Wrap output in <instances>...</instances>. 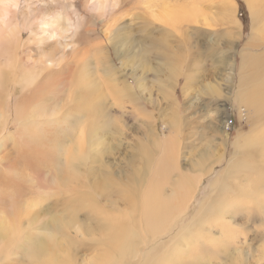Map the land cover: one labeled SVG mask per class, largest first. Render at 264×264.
<instances>
[{
  "label": "rangeland",
  "instance_id": "1",
  "mask_svg": "<svg viewBox=\"0 0 264 264\" xmlns=\"http://www.w3.org/2000/svg\"><path fill=\"white\" fill-rule=\"evenodd\" d=\"M230 2L231 4L229 0H144L139 3L137 0H126L123 9L125 12H118L114 16L116 21H119L117 36L113 40H106L103 30L106 29L107 23L93 18L84 7V0H76L78 12L84 13L88 20L94 21L95 34L105 41L110 62L116 69L113 76H110L111 79H106L98 71L95 61H88L85 66L88 75L93 81H100L99 84L102 87L101 89L100 85L95 87L98 91V94L96 93L98 112L92 118L95 126L88 131V122L83 119L78 129L73 131L70 134L71 137H67L64 142L65 137L61 134L62 129L67 127L65 123L67 120L64 118L70 116V108H66L64 102L62 103L64 109L60 108L61 113L57 116V123H45V118L41 117L28 127V133L23 134L20 132L19 119L13 112L14 106L12 103L7 104L9 112L0 118V127L7 122L6 131L8 132L5 136L10 135L11 139L4 143L5 146L0 147V209L7 210L11 218L20 216V220L17 222L18 227L8 229L7 233L5 232L6 235L0 236V264H45L43 259L45 256L41 258L42 260L34 259L32 256L36 245L45 242V238L49 237L52 231L55 234L53 240L57 245L59 244L58 247L51 246L52 252L54 251L57 256L60 255L61 243L67 237L71 241L72 256L67 255L66 258H70L74 264H95L93 263L97 253L95 238L101 237L102 234L94 230L90 231L97 234H89L81 230L78 224H91L96 228V219L99 216H112L125 222L129 221V215L121 212L123 208L128 207V202L122 199L123 197H119V194L106 195L99 189L108 188L111 181L117 182V179L122 187L129 185L132 192L139 191L141 184L139 173L144 170L146 163L141 149L144 147L145 151L144 143L149 142L151 129L160 141L157 155L155 154V159L153 158L156 169L159 157L161 155L163 157L167 149L165 146L167 144L170 147L175 146L174 154L167 156V160H163L164 164L159 168L162 173H155V170L154 174L149 172V176L146 177L150 178L151 184L149 182L144 186L153 189L152 186L160 194L170 195L178 181H184L187 177L193 178L198 168L199 154L208 144L214 145L216 150L223 153V162L217 163L211 173L203 176L199 182L200 187L197 186L195 189L185 219L182 218L178 224L186 226V223L191 222L203 200L210 195L211 184H215L221 176L227 160L233 154V142L240 137V134L251 131L252 124L260 117L250 116L251 112H247L246 108L241 113L236 95L241 90L242 65L248 62L247 54L257 59L258 53L264 52V44L248 48L253 21L250 10L246 0H230ZM263 2L262 7H264ZM155 3L157 4L153 8L152 4ZM161 6L163 9L187 6L190 9H198L200 15L197 21L180 22L175 28L163 24L170 28L168 31L149 23V21H155L158 22L157 24H162L151 13L153 10L160 12ZM235 6L238 8L237 16L243 24L241 30L232 18L226 17V12H229L231 8L234 9ZM150 7L153 9L151 10ZM241 7H244L246 11L247 23L240 18ZM191 23H194V26ZM91 36L90 33L82 34L79 42L75 44L84 47L91 43L93 38ZM29 37L30 32L26 31L21 37L22 43L20 42L18 48L19 57L22 62L25 60L23 64L27 67L31 66V58L34 60L40 56L38 46ZM163 39L167 41L164 47L161 45ZM71 66L73 70L70 73L77 68V64L73 62ZM261 66L264 71V60ZM86 70H78L79 73H75L80 74ZM58 71L54 73L56 81L62 80L65 75L68 76V81L71 79L70 73L68 75L66 71L65 73ZM15 76L18 78L20 72L17 71ZM115 76H119V81L115 80ZM46 78H48V71L45 72ZM52 83L53 80L48 83L49 88ZM14 84L12 81L8 83L7 91H13L15 86V96L20 97L21 87ZM43 89L40 97L44 100L45 108V99L49 95L45 92L44 82ZM3 92L6 93L5 90ZM116 92L121 94L117 95ZM9 97L11 96L5 97L6 103L10 101ZM128 98L131 101H128ZM100 104H102V110ZM120 108L127 113L120 115L117 112ZM29 110L28 106L27 111ZM173 113L181 118L177 129H170ZM61 121L64 122L61 123ZM93 132L92 142L88 143V135ZM224 137L227 138V142L226 140L223 142ZM72 138H74V144L67 147V142H70ZM59 142L66 143L63 151H60ZM74 151L80 158L76 157ZM83 155H87V159H83ZM74 164L78 166L80 164L79 168L82 169L78 168L79 173H75L77 171L75 167L74 170L70 169L75 166ZM57 166H61V170ZM69 175H71L70 179ZM40 195H45L42 204L31 214L25 215L18 212V206L24 199ZM248 204L233 210V214L236 215L231 214L234 217L224 232V238H221L222 242L203 241L200 244L204 246L197 248L194 254L195 260H191L190 263L264 264V203L262 209L259 204L255 205L253 202ZM60 215L65 220L74 218L68 223L69 229L65 233L56 230L52 224V218ZM28 220L30 224L26 227L23 224ZM179 225L175 227V230L180 228ZM221 231L218 233L220 236H222ZM169 237L164 235L150 244L137 264H146L149 249L163 245ZM150 258L149 256L148 259ZM186 262L187 260H183L181 264ZM56 263L60 262L56 260ZM64 264L67 262L65 261Z\"/></svg>",
  "mask_w": 264,
  "mask_h": 264
},
{
  "label": "bare ground",
  "instance_id": "2",
  "mask_svg": "<svg viewBox=\"0 0 264 264\" xmlns=\"http://www.w3.org/2000/svg\"><path fill=\"white\" fill-rule=\"evenodd\" d=\"M137 1L139 3L142 1L144 2V0ZM125 2L126 0H84V7L91 16L97 18V20L101 19L105 24L107 23L106 29L103 30L106 35V40H113L117 36V25L119 21H116L114 16L118 12H125L123 10ZM262 2L263 0H246L253 19L252 33L249 39L248 48L251 46L258 47L259 45L264 44V7L261 5ZM229 3L231 4L230 0ZM156 4L157 3L152 4L154 5L153 8ZM151 8L152 7H150V9ZM233 8L234 9L231 8L229 12H226V17L232 18V21L235 24L241 25L239 19L236 17L238 8L236 6ZM151 13L152 16L162 24H157L158 22L156 23L155 21H149V23L155 27L168 31L170 28L164 25L175 28L180 22H187L188 20L197 21V17L200 15L198 9H190L187 8V6L165 7L164 9L161 6L160 12H155L153 10ZM83 14L84 13L78 12L76 0H0V118L8 114L9 107L7 104L12 103L14 106L13 112L19 119L20 132L22 134L24 132L28 133V127L36 123V119L38 118H45V123H55L58 114L61 113L59 112L60 108L64 109V105L66 108H70V116L67 113L69 117L67 118L65 115L66 118H64L67 120V122L65 121L67 127L65 128L64 126L63 128L65 129H62L63 132H61L62 136L65 137L63 142L67 137H71L70 134L73 133V131H76L84 120L88 122V131L94 128L95 124L92 122V118L98 112V99L96 97L98 91H96L97 88L95 87H99L100 81H93L92 77L88 75L85 66L88 61H95L98 71H100L106 79H111L110 76H113L116 68L110 62L109 52L105 41L95 34L96 26L94 21L92 20V22L88 20L89 18ZM26 31L30 32L29 38L35 41L40 53L39 58L34 60L31 58L32 63L30 67L23 64L25 63V60L22 62L18 54V48L22 39L21 37ZM89 33L92 35L91 37H93L91 43L84 45V47L75 44L79 42V38L82 34ZM161 41H163L161 43L162 47L167 45L165 39ZM68 51L70 53H68ZM78 54L80 57L77 58L76 56ZM26 56L28 57L30 55ZM94 57L95 60H93ZM258 58L256 59L255 56L249 53L247 54L248 62H245L242 65L243 73L240 84L241 90L236 95V99L239 108L241 109L239 110L241 113H243L246 108L247 112H251L249 113L250 116L255 118L257 116L260 117L257 122L252 124L251 128L253 129L251 131L246 134H240V137H237L233 142V154L230 156L229 160H227L221 176L215 184H211L210 195L203 200L199 211L192 217V220H190L191 222L189 224L185 222L186 226L178 224L182 218L185 219V216L190 209V202L194 196L195 189L197 186L198 188L200 187L199 182H201L203 176L211 173L217 163L223 162V153L216 150L214 145L208 144L206 149L202 150L199 154V160L197 161L198 168L195 174H193V178L190 179L187 177L184 181H178L177 184L173 186L171 190L172 192H170L171 194L166 196V194H160L154 189V187L151 186L153 189H148V187L144 185L150 182V178H146L149 176V172L152 174L156 170L155 173H162L159 168L164 164L163 160H167V156L174 154L175 146L173 145L170 147L168 144L165 146L167 149L164 151L163 157H161L162 155L159 157V162L157 161L158 167L156 169L154 156L157 155L156 151L158 150L160 141L157 134L151 129L149 142L144 143V145H146L145 151L144 147L141 149L142 152H144L142 154L146 163L144 170L139 173V182H141L139 191L137 193L132 192L129 185L128 187H122L117 179V182L109 180L111 181V184L108 188L99 189L102 193L105 192L106 195L119 194V197H123L122 199L128 202V207H125L126 209L123 208L121 212H126L129 215V221L125 222L124 220L112 216H99L96 219V228L91 224H78L80 225L79 228L81 230H84L89 234L92 233L90 230L102 234H100L101 237L95 238V246L97 247V250L95 251L97 253H95L96 257L94 258L93 263L137 264L142 258L144 250L149 248L150 244L157 241L158 238L168 235L170 237L166 243L149 249L150 251H148L145 261L146 264H181L183 260H187L186 264H189L192 262L191 260H195L194 254L197 248L199 246H204V244L200 243L203 241H207V243H215V240L216 242H222L221 238H224V232H226L227 226L231 224L230 222L232 218L236 215L233 214V210L248 206V203L251 202L255 203V205H261L260 209H262L264 203V115H262V113H264V71L262 70L263 65L261 66V62L264 60V52H259ZM73 62L77 64V68L70 73L73 70V67L71 66ZM83 69L86 71L80 74L75 73L78 72V70ZM57 70L64 71V73L66 71V73L68 72V75L70 73L71 79L68 81V76L65 75L62 77V80L56 81L54 73ZM17 71L20 72L18 78L15 76ZM47 71L48 78L45 79V72ZM52 80L53 83L50 85V89L48 83ZM115 80L119 81V76L116 77ZM11 81L15 83L14 85H19L21 87L20 97L15 96V86L13 91H7L8 83ZM43 82L45 83V92H48L47 95H49L46 96L47 99L44 98L45 108L44 100L40 97L42 95H40V93H43L44 91ZM120 82H122V80ZM99 88H102L101 85ZM3 90H5L6 93H4ZM101 93L103 92L101 91ZM7 95L11 96L9 98L12 99H10L8 103L4 101ZM117 98L119 99V97ZM129 100L130 99L128 98V101ZM136 101H138V98ZM63 102L64 105L62 104ZM28 106L30 108L29 111H27ZM100 108L101 110L103 109L102 104H100ZM121 108V111H117L120 115H124V112L127 113ZM104 111H106L105 108ZM171 117L170 129H177L180 125L181 118L175 113H173ZM62 122L64 121H61V123ZM6 124L7 122L0 127V129H2L0 130V147L5 146L4 143H6L8 139H11L10 135L5 136V133L8 132L6 131ZM93 135L94 132L89 133L87 140L88 143L92 142ZM225 140L227 142L226 137L223 138V142ZM73 142L74 138L70 139V142L65 144L67 147H70L74 144ZM65 144L62 142L60 143V151L65 149ZM75 155L76 157H79L76 152ZM86 157L88 156L83 155V159ZM94 157L96 158L95 155ZM77 164H74L75 166L71 165L72 168H70L73 170L74 167L77 168V171H74L75 173H79L82 169L79 168L80 164L79 166ZM67 167L68 166L66 165V168ZM78 168L80 169L79 172ZM162 169L164 170L165 168ZM109 174H111V172ZM70 177L71 175H69V179ZM43 196L45 195L24 199L18 206V212L25 215L31 214L35 208L42 204ZM1 205L3 204L1 203ZM4 210L0 211V236L6 235L8 229L11 230L13 227H18L17 222L20 220V216L17 215V217L11 218L10 215L7 214V210ZM73 219L74 218H67L65 220L61 215L57 217L54 216L52 218V224H54L56 230L58 229L59 232L65 233L69 229L68 223ZM233 222L235 221L233 220ZM28 224H30V220L23 225L27 227L29 226ZM177 225H179L180 228L175 230ZM220 230H222L220 233L222 236L218 234ZM52 232H50L51 235L49 237L45 238V242L36 245L32 258L40 260L45 256V258H43L45 264H64L65 261L67 264H74L70 258H66L67 255L72 256L71 241L67 237H65L59 247L60 255L57 256L54 251L52 252L51 246L58 247L59 245L53 240L55 234ZM83 234L85 233L83 232ZM95 234L97 233H92V235ZM149 256L151 257L150 259H148ZM56 260L60 263H56Z\"/></svg>",
  "mask_w": 264,
  "mask_h": 264
},
{
  "label": "trees",
  "instance_id": "3",
  "mask_svg": "<svg viewBox=\"0 0 264 264\" xmlns=\"http://www.w3.org/2000/svg\"><path fill=\"white\" fill-rule=\"evenodd\" d=\"M241 5H242V3H241ZM240 18H241L245 23H247L246 11H245L244 7H241V10H240Z\"/></svg>",
  "mask_w": 264,
  "mask_h": 264
},
{
  "label": "crops",
  "instance_id": "4",
  "mask_svg": "<svg viewBox=\"0 0 264 264\" xmlns=\"http://www.w3.org/2000/svg\"><path fill=\"white\" fill-rule=\"evenodd\" d=\"M233 1V0H232ZM238 11V10H237ZM236 17L239 19V17L237 16V13H236ZM240 20V19H239ZM240 22H241V20H240ZM200 23V22H199ZM193 26H194V23H191ZM195 25H196V23H195ZM237 27H238V29L239 30H241V28L243 27V24H242V22H241V25H239V24H235ZM239 25V26H238ZM242 34V33H241Z\"/></svg>",
  "mask_w": 264,
  "mask_h": 264
}]
</instances>
